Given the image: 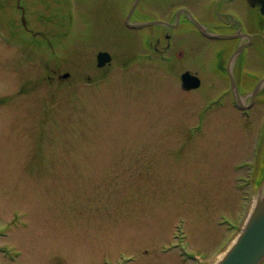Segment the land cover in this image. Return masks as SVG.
I'll return each mask as SVG.
<instances>
[{
  "label": "rangeland",
  "instance_id": "1",
  "mask_svg": "<svg viewBox=\"0 0 264 264\" xmlns=\"http://www.w3.org/2000/svg\"><path fill=\"white\" fill-rule=\"evenodd\" d=\"M11 1L0 0V264H194L164 251L177 223L188 255L214 257L234 234L219 223L236 226L254 193L236 178L264 156L262 118L220 99L219 45L191 37L195 56L187 40L176 45L183 66L202 68L201 86L184 92L172 80L180 64L125 55V0H58L36 46L20 24L8 27ZM99 50L134 64L99 78ZM254 53L262 74L264 48ZM48 67L85 82L58 87L39 75ZM207 92L213 110L197 118Z\"/></svg>",
  "mask_w": 264,
  "mask_h": 264
},
{
  "label": "water",
  "instance_id": "2",
  "mask_svg": "<svg viewBox=\"0 0 264 264\" xmlns=\"http://www.w3.org/2000/svg\"><path fill=\"white\" fill-rule=\"evenodd\" d=\"M251 5L254 3L261 4V13H264V0H247ZM136 2L133 4L131 13L135 8ZM156 24V22L147 23ZM243 47H239L231 56L228 65L227 72L230 78L232 91L238 104H241V99L237 92L236 84L232 75V64L237 57L238 53ZM98 65L101 66L109 60L107 53H100L97 57ZM183 85L185 84L195 87L198 85L196 77L190 76L185 73L181 77ZM264 86V79L260 80L253 91L251 92V98ZM264 261V180L259 186L253 206L242 226L239 233L233 240L230 247L222 255V257L214 264H261Z\"/></svg>",
  "mask_w": 264,
  "mask_h": 264
},
{
  "label": "flooded vegetation",
  "instance_id": "3",
  "mask_svg": "<svg viewBox=\"0 0 264 264\" xmlns=\"http://www.w3.org/2000/svg\"><path fill=\"white\" fill-rule=\"evenodd\" d=\"M155 3H156V4H159L160 2H159V0H155Z\"/></svg>",
  "mask_w": 264,
  "mask_h": 264
}]
</instances>
